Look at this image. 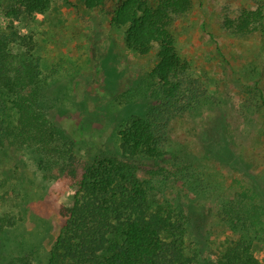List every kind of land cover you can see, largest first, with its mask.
Masks as SVG:
<instances>
[{"label":"rangeland","instance_id":"rangeland-1","mask_svg":"<svg viewBox=\"0 0 264 264\" xmlns=\"http://www.w3.org/2000/svg\"><path fill=\"white\" fill-rule=\"evenodd\" d=\"M261 1L193 0L191 12L172 26L178 54L205 96L172 119L164 167L154 176L142 170L141 177H153L156 201L187 209L189 251L202 261L239 237L220 217L224 201L256 191L264 205V26L247 36L223 26ZM12 6L3 1L0 25ZM19 27L36 45L52 118L77 130L76 152L86 154L96 141L120 153L123 122L146 112L148 100L137 92L158 62L157 48L147 56L129 50L128 27L112 26L82 0H52L46 13L21 19ZM8 114L7 124L15 125L16 111ZM11 141L0 150V264H48L64 223L60 212L73 204L77 186L45 176L39 155ZM256 237L253 250L264 261V231Z\"/></svg>","mask_w":264,"mask_h":264},{"label":"trees","instance_id":"trees-1","mask_svg":"<svg viewBox=\"0 0 264 264\" xmlns=\"http://www.w3.org/2000/svg\"><path fill=\"white\" fill-rule=\"evenodd\" d=\"M11 1L7 24L0 25V150L9 140L33 149L45 176L70 178L77 186L73 204L60 212L64 223L48 264H264L252 246L264 231V205L256 201V191H242L220 205V217L239 237L202 261L189 251L187 209L156 201L153 177H141L142 170L154 176L164 167L172 119L205 96L172 33L173 24L191 12L193 0H82L86 8L103 12L112 26L128 27L129 50L140 56L158 50V62L137 92L148 100L146 112L123 122L120 153L93 141L86 154L76 152L77 130L52 118L53 100L34 55L36 45L19 27L21 19L46 13L52 0ZM223 26L239 36L257 32L264 26V1L227 18ZM11 109L17 113L13 126L7 124Z\"/></svg>","mask_w":264,"mask_h":264}]
</instances>
